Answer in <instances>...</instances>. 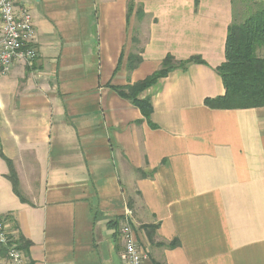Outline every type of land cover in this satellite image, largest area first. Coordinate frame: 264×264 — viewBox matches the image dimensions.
<instances>
[{"label": "crops", "instance_id": "1", "mask_svg": "<svg viewBox=\"0 0 264 264\" xmlns=\"http://www.w3.org/2000/svg\"><path fill=\"white\" fill-rule=\"evenodd\" d=\"M243 1L12 0L37 57L0 77V218L27 264H123L124 220L143 264H264V107L204 104L225 94L215 70ZM167 56L203 64L139 94L151 128L117 89Z\"/></svg>", "mask_w": 264, "mask_h": 264}, {"label": "trees", "instance_id": "2", "mask_svg": "<svg viewBox=\"0 0 264 264\" xmlns=\"http://www.w3.org/2000/svg\"><path fill=\"white\" fill-rule=\"evenodd\" d=\"M134 8L132 1L127 4V18ZM136 16L142 20L144 13L137 9ZM133 44L137 43L135 37L131 38ZM141 49L130 53L127 57L126 69L132 72L142 62ZM190 63L203 64L199 58L177 62L167 56L160 68L145 80L117 89L118 95L128 100L139 109L143 119L151 128L150 122L152 107L149 99H139V94L151 87L157 80L167 76L173 70H185ZM225 89L222 97L206 99L204 104L211 109H249L264 107V2H250L244 16L233 12L232 21L227 28L225 40L224 62L216 68ZM9 167L8 180L13 191L19 195L17 180L11 163L6 160ZM154 232L155 227H147ZM176 242L168 247L176 246Z\"/></svg>", "mask_w": 264, "mask_h": 264}, {"label": "built area", "instance_id": "3", "mask_svg": "<svg viewBox=\"0 0 264 264\" xmlns=\"http://www.w3.org/2000/svg\"><path fill=\"white\" fill-rule=\"evenodd\" d=\"M36 57L35 30L31 16L25 10H16L12 0H0V77L9 74L15 63L23 62L30 66ZM119 238L122 242L123 264H143L145 254L137 245L128 220L121 224ZM0 264H27L13 233L1 218Z\"/></svg>", "mask_w": 264, "mask_h": 264}, {"label": "rangeland", "instance_id": "4", "mask_svg": "<svg viewBox=\"0 0 264 264\" xmlns=\"http://www.w3.org/2000/svg\"><path fill=\"white\" fill-rule=\"evenodd\" d=\"M243 1V0H242ZM247 1V0H246ZM248 5H249V3L248 2H245V1H243V3H242V6H240L239 8H238V11H237V15L238 16H244L245 14H246V11H247V8H248Z\"/></svg>", "mask_w": 264, "mask_h": 264}]
</instances>
